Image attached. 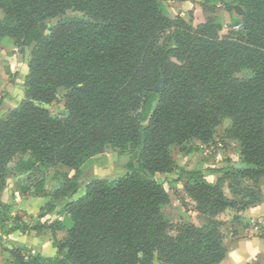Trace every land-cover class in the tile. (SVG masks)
<instances>
[{
  "label": "trees",
  "instance_id": "1",
  "mask_svg": "<svg viewBox=\"0 0 264 264\" xmlns=\"http://www.w3.org/2000/svg\"><path fill=\"white\" fill-rule=\"evenodd\" d=\"M205 3L221 6L237 30L219 36L220 14L195 28L180 17L171 20L158 0H0V41L32 46L24 99L0 119V193L9 163L20 156L75 171L70 179L63 176L62 187L30 224L12 215V201L0 202L2 235L47 231L56 249L54 257L44 259L28 248H13L11 264H219L224 259L220 221L204 228L193 221L183 235H169L174 228L161 212L169 195L154 178L175 170L172 146L209 145L226 118L225 137L238 143L246 169L181 168L176 181L186 180L185 191L202 215L216 217L259 202L250 188L244 193L248 201L225 197L221 179L212 184L206 175L231 171L254 184L264 176V0ZM66 12L83 17L61 18L48 34L40 31V23ZM244 70L250 79L235 77ZM159 81L162 91L155 93ZM58 89L66 92L65 117L53 116L47 107L57 101ZM106 147L130 156L127 173L92 180L81 198L68 201L79 187L80 167ZM59 206L62 222H41ZM58 231L66 237L58 240Z\"/></svg>",
  "mask_w": 264,
  "mask_h": 264
},
{
  "label": "crops",
  "instance_id": "2",
  "mask_svg": "<svg viewBox=\"0 0 264 264\" xmlns=\"http://www.w3.org/2000/svg\"><path fill=\"white\" fill-rule=\"evenodd\" d=\"M0 17L2 18V15ZM221 17L225 25L230 23L228 13H225V15H222ZM24 49L25 48H17L11 38L8 40L7 38H4L0 41V93L3 95L4 92L8 93L2 103L3 108H0V119L5 118L22 101L18 97L19 94H12V90L5 85H11V83H9V76H14L19 73L21 69H23L24 65L20 66V62H22L20 59L22 56L21 52ZM27 58L23 61L28 64V62H26ZM27 64L25 65V69L22 70L23 74L20 81L21 95L24 94V88L22 87L24 84V78L28 73ZM231 142L233 145L232 148L229 149V153H225L224 159L220 161L218 166H208L207 163L204 162L205 160H201V155L206 157L204 152L202 154L193 153L190 156H183L180 160L181 164L175 162V172L184 168L183 166L188 159L191 162L190 166H200L204 169L226 168L234 166L236 163H240V150L238 143L234 140H231ZM206 151L208 152L207 149ZM222 152H224V150H222L221 153ZM221 153L219 155H221ZM114 154L116 157L113 160L112 156ZM122 155L118 152H113V149L111 148H105L102 153L87 160L79 169V187L75 194L78 192L81 194L83 187H86V184L92 180L115 179L117 175L124 173L127 161L126 157ZM11 163H9L7 167V176L5 178L6 188L0 193V202L4 205L7 204L9 201L8 196L10 195L13 200V205L14 203L16 204L15 209L17 210V214L22 215L23 217L22 222L30 224L32 218L40 214L41 210H43L52 199L50 190L51 180L47 177L48 175L51 176V174L43 172V175L35 176L37 171L39 172L44 170L39 168L37 169V167H41V165L33 164L30 165V168L26 171V173L21 170H14V175L10 176L9 167ZM31 163H33L32 160ZM59 166L67 169V171L69 170L67 174H63V176H66L69 179L73 177L75 173L74 170L65 166ZM31 173L34 174L35 177L33 178H35L36 181L33 182V186L31 189L29 188L30 190L26 189L23 190L24 192H21L19 185H23L22 181L24 179V175ZM219 178V174L206 175V180L212 184H214ZM61 182L63 183V180ZM55 188V190L60 189V185L57 183ZM249 188L256 192L259 197V202L244 210L227 209L225 212L219 214L220 218H216L222 223V243L226 249L225 257L219 264H257L259 262H264V176L259 178L257 184H254L249 180ZM36 190H39V192L36 193ZM20 194H22V197ZM75 194L72 196L73 198H75ZM224 195H226L229 199L234 198L232 194L226 193L225 190ZM72 197L67 200L75 201ZM61 211L62 207H56L53 213L45 215L42 220L47 223L62 222L65 213L63 212V214H61ZM13 214H15V212ZM191 214L194 217L189 218L190 222L193 224V219L195 218L194 220H196V223H200V225H202L203 220L200 218L199 214L196 212ZM234 218H236V220H234ZM227 226L231 231L229 236H227L228 232H226ZM232 236L236 237L231 238ZM56 237L58 240H61L66 237V233L64 231H58L56 233ZM226 238L229 239V242H226ZM11 248H28L31 250L32 254H39L44 259L52 258L56 254V249L52 246L50 234L47 231L42 233L29 232L25 234L16 231L9 233L7 236L0 233V264H11L13 261V257L10 254V251L12 250Z\"/></svg>",
  "mask_w": 264,
  "mask_h": 264
},
{
  "label": "rangeland",
  "instance_id": "3",
  "mask_svg": "<svg viewBox=\"0 0 264 264\" xmlns=\"http://www.w3.org/2000/svg\"><path fill=\"white\" fill-rule=\"evenodd\" d=\"M158 1L162 2L163 5L165 6V8L168 12V18L169 19L175 20L177 17H180L186 23L190 24L194 28L200 24H205L207 22L212 21L215 18V16H217L218 14H220L222 16V15H225V13H227L226 11H224L222 9L221 6L212 7L210 4H206L205 0H188L185 2H181L179 0H158ZM235 9H236V13L239 16H241L243 13L242 9L240 7H236ZM1 15L2 14L0 11V16ZM81 17H83V15L80 13L66 12L61 17L45 20L43 22L45 25V31L43 32V34L44 35L48 34L49 30L61 18H81ZM235 30H237V28L232 29V28H230L229 24H226V25L224 24L223 29L221 31H219L218 34L221 37L222 36H229V34ZM8 39H10V38H7V40ZM31 50H32V46L25 48L21 52L22 56H21L20 60H22V62H20V66L24 65L23 69H25V65L27 64L24 61L27 58V56L29 58ZM28 58H27L26 62H28V60H29ZM23 69H21L20 72L17 73L16 75L9 76V83H11V85H9V84H8L9 86L5 85L6 87H9L10 90H12V94H14V95L19 94L18 97L20 100L24 99V94L21 95V92H20V90H21L20 89V85H21L20 81L22 79V74H23L22 70ZM235 77L238 79H245L246 80V79L251 78V73L249 71L244 70V71L237 73L235 75ZM22 88H24V87H22ZM65 93H66L65 90L58 89L55 93L57 101L47 105V107L50 109L52 115L55 117H65L67 115L66 111L64 110V103H63V96ZM7 95H8V93H6V92H4V95L0 93V108H3L2 103L5 100V98L7 97ZM229 124H230L229 119L222 118L220 120L219 125L214 129L213 142L210 143L209 145H206V146L199 145L198 142L196 143V141H192V142H186L185 144H183L181 146H172L170 148V154H171V157L173 158L174 162L181 164L180 160L183 158V156H187V154L190 152L192 154L193 153L202 154L204 152L206 157L201 155V160H205L204 162H206L208 166L209 165L218 166L220 164V161L224 159L225 153L226 152L229 153V149L232 148V146H233L231 140L227 139L225 137V133H224L225 130L229 127ZM196 146H198V150H196ZM106 148L109 149V147H106ZM206 149L208 150V152L206 151ZM194 150H196V151L194 152ZM222 150H224V152L221 153ZM113 152H118V151L113 150ZM220 153H221V155H219ZM122 154H121L122 156L126 157V161L128 163V161L130 160V156L126 152H124ZM110 155H111V153H110ZM115 157H116V155L114 154L112 156V159L114 160ZM31 160L32 159L28 155H24V156H20V157L16 158L10 164V167H9L10 176L14 175V172H15L14 170L25 171V173H26V171L29 170L30 165H33L31 163ZM15 164H16V166H15ZM190 164H191V162L188 159L183 167L184 168L193 167V166H190ZM208 166H206V167H208ZM125 167H126V165H125ZM38 168L43 169L44 171H39V172L37 171V174H39V175H37L35 173L36 174L35 176H41V175H43L42 174L43 172H45V173L48 172L51 174V176L50 175L47 176L51 180L50 181V185H51L50 190H51L52 195L56 194L55 193L56 184L58 183V185H60V188L62 187L61 181L63 180V178H62L63 174H67V172L69 170L67 171V169L60 167V166H56L54 168H47V167L41 166V167H37V169ZM124 174H126V170L124 171V173L117 175L115 178L120 177ZM231 174H232L231 171L226 173V175H224V176L219 174L220 179L222 181L221 191H222L223 195H224V190H225L226 193L232 194L235 200L239 201L242 198L243 200L246 199L248 201L249 198L245 197L244 193H245V191H247L249 189V178L232 176ZM35 176L33 173L28 174V175L27 174L24 175V179L22 181L23 185H19V189H21V192H24L23 190H26V189H28V190L31 189V187L33 186V182L36 181V179L33 178ZM176 177H177V172H175V170L170 175L158 174V173L154 175V178L157 181H160L163 183V185H164V187H165V189L169 195V203L167 205L161 207V212H162V215H163L165 222L167 224H172V226L174 228L173 230H171L169 232V235H171L172 237H175L177 235H183L182 232L184 231V229L186 227H188L189 225H193L190 222L189 218L194 217L191 213L196 212L197 208H198V205L193 201V199H191V197L185 191L186 180L181 179L179 181H176ZM10 179H11V177H10ZM37 192H39V190H36V193ZM84 193H85V186L83 187V191L81 194H80V192H78L75 194V198H73V197L72 198L74 200H77V199L81 198L84 195ZM21 195L22 194H20V196ZM224 196L226 197V195H224ZM8 198H9L8 203L10 201L13 202L10 195L8 196ZM12 206L14 207V212H15V214H13L14 213L13 212L12 215H16V217L19 218V220H22V218H23L22 215L17 214V210L15 209L16 204L14 203V205H12ZM0 211H1V209H0ZM196 213H198V212H196ZM61 214H63V211H61ZM199 216L203 220L202 225L198 226L199 228L206 227L207 222L219 221L216 218H220L219 214L216 217L209 216L208 214H205V215L199 214ZM194 219H193V221H194V223H196V220H194ZM41 222H44V221L42 220ZM224 232H225V230H224ZM226 232H228L227 236H229L231 233L228 226L226 227ZM235 237L236 236H232L231 238H235ZM226 242H229L228 238H226ZM152 264H159V263L154 260ZM257 264H264V262L263 263L259 262Z\"/></svg>",
  "mask_w": 264,
  "mask_h": 264
},
{
  "label": "water",
  "instance_id": "4",
  "mask_svg": "<svg viewBox=\"0 0 264 264\" xmlns=\"http://www.w3.org/2000/svg\"><path fill=\"white\" fill-rule=\"evenodd\" d=\"M39 27H40V31L43 33V32L45 31V25H44V23H43V22L40 23V24H39ZM162 86H163V82H162V81H159V82L156 84V86L154 87L153 91H154L155 93H161V91H162ZM234 168H235V169H242V170H245V169H246V167H245L243 164H241V163H236V164L234 165Z\"/></svg>",
  "mask_w": 264,
  "mask_h": 264
}]
</instances>
